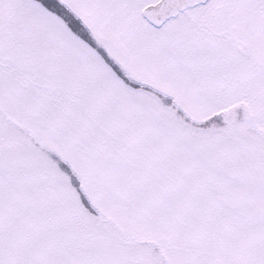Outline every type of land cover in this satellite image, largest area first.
<instances>
[{
  "label": "snow or ice",
  "instance_id": "obj_1",
  "mask_svg": "<svg viewBox=\"0 0 264 264\" xmlns=\"http://www.w3.org/2000/svg\"><path fill=\"white\" fill-rule=\"evenodd\" d=\"M0 264H264V0H0Z\"/></svg>",
  "mask_w": 264,
  "mask_h": 264
}]
</instances>
